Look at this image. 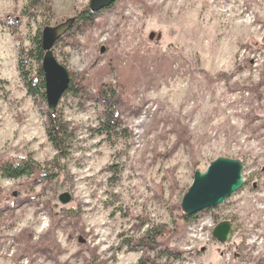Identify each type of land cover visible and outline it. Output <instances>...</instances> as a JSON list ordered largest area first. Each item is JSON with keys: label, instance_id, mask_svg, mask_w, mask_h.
Masks as SVG:
<instances>
[{"label": "rangeland", "instance_id": "rangeland-1", "mask_svg": "<svg viewBox=\"0 0 264 264\" xmlns=\"http://www.w3.org/2000/svg\"><path fill=\"white\" fill-rule=\"evenodd\" d=\"M89 2L52 0L50 15L0 0V164L40 165L0 176V264H264V0H117L92 21L78 15ZM69 17L54 46L74 88L58 156L46 94L23 74L42 68L43 27ZM219 156L242 160L243 186L185 216L196 169Z\"/></svg>", "mask_w": 264, "mask_h": 264}, {"label": "water", "instance_id": "water-1", "mask_svg": "<svg viewBox=\"0 0 264 264\" xmlns=\"http://www.w3.org/2000/svg\"><path fill=\"white\" fill-rule=\"evenodd\" d=\"M117 0H90L89 7L97 12L111 6ZM76 21V17H69L56 25H46L42 29L41 44L44 50L42 69L45 75V94L48 110L55 112L62 96L70 86L71 76L68 68L61 63L55 53L57 40L65 34ZM243 162L241 159L219 156L212 160L206 169H196L194 180L184 194L181 207L185 214L194 215L197 212L217 206L224 202L233 192L244 184ZM69 192L60 194L64 203L71 200ZM233 225L230 220H221L214 229L213 235L221 242L231 237Z\"/></svg>", "mask_w": 264, "mask_h": 264}, {"label": "trees", "instance_id": "trees-1", "mask_svg": "<svg viewBox=\"0 0 264 264\" xmlns=\"http://www.w3.org/2000/svg\"><path fill=\"white\" fill-rule=\"evenodd\" d=\"M30 7L41 8L44 7L50 15H54L55 11L53 8L52 0H30ZM113 5V4H112ZM33 10H28L26 12L27 15L34 13ZM97 12H94L87 6L85 9L80 11L78 15L82 17L84 20L92 21L96 16ZM77 19V17H76ZM41 32V31H40ZM33 47L31 52L38 58V60H42L44 55V50L41 44L40 35L36 36V39L33 42ZM24 77L26 79V83L28 86L29 93L36 95L37 93H42L45 95V75L43 69L40 67L39 72L35 75H31L29 72H24ZM221 75V74H219ZM72 79L70 82V86L66 92L73 91ZM47 135L53 146L57 149L58 156H66L69 152L70 147V138L71 131L69 122L62 116L61 112L58 109L55 112L48 111V124H47ZM39 163L32 158H21V159H12L6 160L0 164V176H5L9 178H18L23 175H29L33 173L35 170H39ZM2 186L0 184V201L2 198ZM188 216V214H184ZM190 217V216H189ZM163 234V231L160 227H151L146 230L144 237L148 239L150 242H155L156 237Z\"/></svg>", "mask_w": 264, "mask_h": 264}]
</instances>
